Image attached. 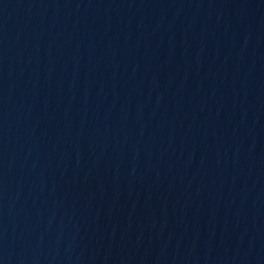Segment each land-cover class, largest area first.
I'll return each mask as SVG.
<instances>
[{
  "label": "water",
  "instance_id": "obj_1",
  "mask_svg": "<svg viewBox=\"0 0 264 264\" xmlns=\"http://www.w3.org/2000/svg\"><path fill=\"white\" fill-rule=\"evenodd\" d=\"M0 264H264V0H0Z\"/></svg>",
  "mask_w": 264,
  "mask_h": 264
}]
</instances>
